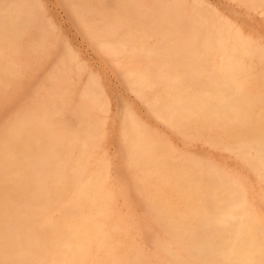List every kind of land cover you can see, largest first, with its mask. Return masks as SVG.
I'll return each mask as SVG.
<instances>
[{
  "label": "bare ground",
  "instance_id": "obj_1",
  "mask_svg": "<svg viewBox=\"0 0 264 264\" xmlns=\"http://www.w3.org/2000/svg\"><path fill=\"white\" fill-rule=\"evenodd\" d=\"M187 1L61 2L89 46L115 66L127 94L158 123L193 139L217 130L218 137L207 142L235 154L243 177L254 172L264 186V91L252 92L254 84L264 85V68L258 72L264 46L225 15L213 17L206 1L195 7ZM56 33L41 0H0V101L29 67L20 55L40 57ZM62 46L49 96L39 100L42 109L21 103L24 108L1 125L0 264H149L136 242L140 230H129L130 213L118 206L125 197L118 186L131 178L121 181L123 167L104 148L109 124L116 122L111 89L95 73L84 80L88 67L81 54L67 41ZM117 110L126 167L144 172L129 188L146 195L157 224L146 241L158 242L168 254L158 253V263L264 264V218L257 213L264 201L253 200L251 186L223 169L187 162L172 143L153 136L137 108L126 104ZM63 120L78 128L55 135ZM52 136L61 141L51 142Z\"/></svg>",
  "mask_w": 264,
  "mask_h": 264
},
{
  "label": "rangeland",
  "instance_id": "obj_2",
  "mask_svg": "<svg viewBox=\"0 0 264 264\" xmlns=\"http://www.w3.org/2000/svg\"><path fill=\"white\" fill-rule=\"evenodd\" d=\"M61 1L62 0H60V1L59 0H41L42 4L44 6L45 15L47 16V18H49L51 21H53L55 23V25L57 26V33L55 34V36H52L50 38L51 43H52V46H50L45 52L41 53L42 56L40 55V57H37L36 58V57H31L28 54H21L20 55V59L23 62H26L27 64H29V67H26L25 70H24V72L22 73L23 75H20V77L22 79L19 77L20 80L19 79L15 80L17 84L13 83L10 86V88L8 89L7 94H5V96H4L5 99L2 98L4 100V102H3L4 105L2 104V101L3 100L0 101V118H1L0 119V123L2 122L0 124V129L3 126H7L14 119V116L16 115L15 113H18L19 111H21L24 108V105L26 107H27V105L28 106L30 105L32 107L31 108L29 106L31 110L32 109H37V110H41L42 109V102L49 96V88L51 86V83H50L51 82V78L50 77H52L54 74H56L57 72H59L57 70H59V61H60L61 52H62V49H63L62 43L65 42V41H67V44H69V46L71 44L72 48L75 49L76 52H78V53L81 54V57L84 59L85 63L87 64L88 69L86 71L87 73L84 75V80H86L87 78H89V75L92 72V73H95L97 75V77L102 81V83L107 88L111 89V94H112L113 101H114V106H113V114L114 115L113 116L116 117V122L113 123V124H109V127H108L109 137L104 142V148L106 150V156L109 157L110 159H112L114 161V163L116 161H118L115 164H118L119 163L118 165L119 166L121 165L120 167H123V171L124 172H123V178L121 179V181L125 184L126 182H124V181L130 180V178L132 180V181L131 180L130 181H127V183L124 186L122 184L119 185L120 187L118 186V188H120L121 190L123 188V192L124 193L122 195L125 196V197L122 196V197L119 198V200H118V206H120L122 208V210L127 213V215H128V213H130L129 219H130L131 222H133V224H130V226L128 227L129 230L130 231H134V232H136V230H140L141 234L136 236V242H138L142 246V249L144 250L143 251L144 254L148 256V259H149L148 262H149V264H159L158 261L156 260V256H157L158 253L160 254L159 255L160 257L167 256L168 254L166 253L165 250L162 249V246L158 242L156 244L154 243L155 244L154 246H152L148 242L149 239H147V238H149L150 234L152 235L155 232L156 228H157V224L155 222V218H154V215L152 213L153 212V209L148 204V200H147L146 195L144 193H140V192H138L134 188L133 189L132 188L131 189L129 188V187L132 186V185H129V182H131L130 184H132V182L134 180L133 178H135V175L137 174V175H139L141 177L144 174V172H143V170H139L140 172L138 171L137 173H135L131 169L132 172L130 174L129 173L131 171L130 168L126 167V161L125 160H126V157H127L126 155L128 153H126V152L124 153V151H126L125 142H124L122 136H120L121 135L120 125H122V124L121 123L119 124L120 120H118L119 118H117V116H115V115H117L115 113L118 112L117 109L119 108V106H123V105H126V104L128 105L129 104L130 107L137 108L139 110V113L143 117V119L147 122V125H149L150 127H152V130H153V133H154L153 136L154 137L157 136V138L159 137L161 141H164L165 140L164 142H166V143H172V146L176 149V151L179 154H182V156H184V158L186 159L187 162H190V163H198L199 165L205 164L206 166H209V167L223 169L231 177L232 176L233 177L234 176L235 177H240V178L242 177L243 183L247 187L248 186H251V188L249 187V189L252 190L251 191V194L253 196V200L255 202L258 199L261 200V201L258 200L256 202L257 204L259 202H263L264 201V195H263L264 194V190H262V189H264L263 188L264 186H260L259 182L257 181L256 174L254 172L249 171L250 176L248 178L243 177V175H242L243 170H244L243 169V163L239 160V158L235 154L229 153L228 151H226L225 149H223V147L221 145H216V146L213 145L212 146L210 143L207 142L209 140V138H212V137L213 138H217L218 137V134L216 132L217 130H212V131H209V132L205 133V136H204L203 139H193L191 135H188V138H187V136L185 137L184 135L181 136V135L175 133L171 128H169V127L167 128V125H165V124H163L161 122L158 123V121L150 113H148V111L146 110V108L144 107V105H142L132 95L127 94L124 85L120 81L121 80V77L118 74V72L116 71L115 66L113 64L111 65V63L108 62L109 60L107 58H105L103 55L95 52L91 48V46H89L88 42L81 35V31H80V27H79L80 24H78V22H73L69 18V15L67 13V9H66L65 5ZM189 1H187L189 3V5L192 6V7L193 6L195 7L197 4H199V2L201 0H197V1L196 0H189ZM193 1L196 2V3H194ZM203 1H206L207 3L206 2L205 3L208 6L211 5L210 6L211 7V11L210 12H211V15L213 17H215L216 15L218 16L220 14L223 15V16L225 15L226 18H228L229 20H232L233 22L237 23V25H239L241 27V30H242V32L244 33L245 36L251 38L252 40L253 39L257 40L259 42V44H260L261 47L264 46V5L263 6L261 5V6L258 7V5L255 6V5L251 4L247 0H246V2H245V0H203ZM33 5L34 4L32 3L31 4V8L33 9V7H34V9H35V5L34 6ZM230 6L232 7V10H231V7ZM226 7H228V8H226ZM215 8H217V11L215 10ZM233 10L236 13L231 12ZM64 13H66V14H64ZM241 19H242V21H240ZM251 22H252V24H251ZM43 24L44 25H47V22H44ZM81 25L83 26V24H81ZM250 29H252V30H250ZM36 33L38 34V31ZM181 39H182V37H179V40L181 42H183L184 39H182V40ZM80 44H82V45L84 44V45L82 46ZM84 46H86V47H84ZM80 50H82V51H80ZM55 54H57V55H55ZM103 57H104V59H103ZM34 58H35V60H34ZM256 58L259 59L258 56ZM156 60L159 61L158 58ZM151 61H154V60H151ZM29 62H31V63H29ZM31 64H33L34 66L31 65ZM45 64H46L47 67L45 66ZM101 65H102V67H101ZM54 66H56V67H54ZM111 67H112V69H111ZM30 68H32V69H30ZM263 68H264V65H263L262 62H260V65H259V68H258V70H259L258 72L261 73V74H263L262 73ZM26 72L28 74H30V75L28 76V74ZM107 72H109V73H107ZM42 73H43V75H42ZM258 75H259V77L261 76L260 74H258ZM85 76H87V77H85ZM36 77H37V79H36ZM21 80H22V82H21ZM114 80H116V81H114ZM34 81H35L36 84L34 83ZM110 82H112V84H110ZM114 83L115 84L116 83L117 84H121V87L122 88H120V85H117L116 84L117 85L116 86ZM14 85H16L15 88L14 87L12 88V86H14ZM28 85H31V86H28ZM33 85H35V86H33ZM41 85H43V86H41ZM20 86L22 87V89H20L21 88ZM253 86H254V88L252 89V92H255L256 91L258 93H263V91H264V85L261 82H258L256 84H254ZM115 87H117V88H115ZM10 89L11 90L13 89L15 92L13 90L11 91ZM119 90H120L121 93L119 92ZM31 92H33V93H31ZM17 93H18V95H17ZM27 94H29V95H27ZM14 95H15V97H14ZM42 95H44V100L42 98L43 97ZM6 97H9V98H6ZM128 97L130 99H128ZM22 98L23 99H26V100H22ZM6 99H9V100H6ZM14 99H15V101H13ZM40 99H42L41 100L42 102L39 101ZM131 101H132V103H131ZM25 102L27 104H25ZM21 103H23L24 105L21 104ZM120 103H122V104H120ZM17 104H19L21 106H19ZM5 106H6V108H5ZM11 106H14L15 108L14 107L12 108ZM142 107H144V108H142ZM10 108H12L11 110L12 111L14 110V111L12 112L10 110ZM6 109H8V110H6ZM4 110L7 111V114L6 115H5L6 112L4 113ZM15 110H17V111H15ZM145 111L147 113H145ZM1 113L4 114L5 117ZM45 116L48 118L47 115H45ZM2 119H4V120L1 121ZM1 125H2V127H1ZM77 128H78L77 123L74 122L73 120L67 121V122L65 120H63L55 128L54 134L57 135L60 131H63L64 129H65V131L70 132L71 130L73 131V130H75ZM170 130H172V131H170ZM173 132H174V134H173ZM155 133H157V134H155ZM0 134H1V130H0ZM115 134H117L118 136L115 135ZM175 135H176V137H175ZM163 138H165V139H163ZM183 138H184V140H183ZM185 140L187 141V143H186ZM203 140H204V142H203ZM50 141L51 142H57L58 143V142L61 141V138H59V139L56 138L55 139V137L52 136L50 138ZM115 142L117 143V146L118 147L115 146L116 145ZM227 142H228V136H225L224 137V140H223V143L225 144ZM118 143H119L120 146L118 145ZM198 146H199V148H198ZM180 148H181V150H179ZM189 149L190 150L192 149V150L190 151ZM188 150H189V152H188ZM116 151H117V153H116ZM198 151L201 152V153H199ZM186 152H187V154H186ZM208 153H209V155H208ZM120 155L121 156L123 155L125 157H123V156L121 157ZM117 159H119V160H117ZM228 164H229V166L230 165L231 166L229 167ZM183 165H185V164H183ZM127 171H128V175H127ZM132 187H134V186H132ZM259 188H261V189H259ZM128 191H129V193H128ZM131 192L133 193V195H132ZM135 192H137V193H135ZM126 197L129 198V199L126 200ZM141 197L142 198L145 197V198L142 199ZM123 198L126 200V202H125V200ZM130 200H132V201H130ZM146 200H147V202H146ZM136 202H140V203L137 204ZM130 203H131V205H130ZM136 205H139V206H136ZM64 206H66V205L64 204ZM141 208H142V210H141ZM143 208H144V211H143ZM150 209H151V211H150ZM263 209L264 208L261 209V207L259 206L258 207V210H257V213L261 217L264 218V210ZM148 210H149V212H148ZM140 212H141V215H140ZM142 212H144V213H142ZM141 219H143V221ZM145 220H146V222H145ZM153 220H154V222H153ZM148 221L151 222V224H149ZM142 222H143V224H142ZM144 224H145V226H144ZM150 228H152V230ZM150 231H153V232L150 233ZM143 235H144V237H143ZM146 240H148V241H146ZM145 242H147L148 244L145 243ZM149 248H151V249H149ZM146 252H148V254H146ZM154 254H155V256H154ZM103 259H105V257H103Z\"/></svg>",
  "mask_w": 264,
  "mask_h": 264
}]
</instances>
